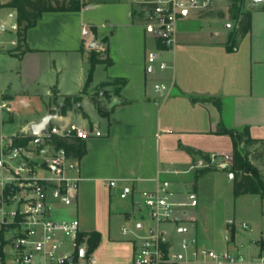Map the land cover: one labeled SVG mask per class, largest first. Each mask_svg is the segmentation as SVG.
<instances>
[{
  "label": "crops",
  "instance_id": "obj_1",
  "mask_svg": "<svg viewBox=\"0 0 264 264\" xmlns=\"http://www.w3.org/2000/svg\"><path fill=\"white\" fill-rule=\"evenodd\" d=\"M8 1H1L0 7L8 16H17V9L5 4ZM85 2L79 10L43 11L36 24L27 29L30 50H19L12 39L6 46L7 40L0 38V149L14 137L28 134L29 124L52 112L64 95H81L90 63L79 92H63L60 84L56 86L62 72L57 56L62 55L61 62L68 63L70 57L81 54L84 65L88 53L94 50L90 44L95 39L101 43L96 50L108 48L106 54L113 63L96 65L88 93L82 94L75 105H81L89 117L71 109L59 120L74 121L69 113H78L81 121L77 123L99 129L102 134L85 140L78 197L72 205L56 209L60 211L57 216L54 211V216L77 217L81 231H98L101 240L95 254L102 264H130L135 242L156 229L165 230L169 245L177 251H181L182 238L196 236L200 244L241 253L247 259L245 264H259L264 249L257 241L264 238V228L245 245L236 238L232 218L225 220L227 232L221 239L202 215L204 198L211 188L219 187V181L227 182L233 191L232 172L201 170L209 164L202 153L211 156L233 152L231 135L218 132L222 127L242 129L249 125L253 137L264 139V8L250 9L251 29L240 38L236 50L227 49V34L221 36L214 30L213 23L221 20L217 15L199 16L197 9L180 15L176 44L164 52L170 66L150 72L146 53L157 42L145 29L150 5L147 0ZM14 25L17 21L11 24L16 29ZM85 26L87 34L83 33ZM99 69L103 74L97 79ZM45 71L56 73L58 78L48 81L44 93L29 82ZM117 77L125 82H111ZM166 78L174 85L170 94L163 96L152 83ZM99 83L106 84L105 90L114 94L106 105L108 116H102L95 104L92 110L84 105L87 98L92 101L90 95ZM113 99L118 101L111 106ZM20 106L33 109L22 117ZM16 115H20L17 121ZM14 122L15 128L5 131L6 125ZM180 143L195 151L190 153ZM262 150V157L250 159L264 178V145ZM161 179H169L181 197L192 193L197 199L181 221L157 223L141 209V191L154 189ZM249 195L254 196L259 217L264 219V198L259 193L234 198L250 199ZM132 220H136L134 227L128 225ZM177 264L219 263L188 257Z\"/></svg>",
  "mask_w": 264,
  "mask_h": 264
},
{
  "label": "built area",
  "instance_id": "obj_2",
  "mask_svg": "<svg viewBox=\"0 0 264 264\" xmlns=\"http://www.w3.org/2000/svg\"><path fill=\"white\" fill-rule=\"evenodd\" d=\"M212 1L147 0L150 5L145 13V29L157 42L146 53L150 72H156L154 66L161 71L170 66L164 52L176 44L180 15L191 9H205ZM88 32L85 26L83 33ZM11 42L17 45L18 39ZM173 85L169 78L153 81L154 90L163 96L170 94ZM60 116L39 134L31 133L28 127L31 139L27 143L14 144L12 140L0 149V228L5 226L6 231H12L9 242L13 246L12 264H102L95 251L87 253L86 244H78L79 219L54 216L56 209L76 201L81 174L80 159L53 140L55 137L86 140L102 132L76 121L62 123ZM39 137L41 141L37 142ZM232 161L233 154L215 153L210 156L209 164L221 167ZM141 195L140 204L157 223L181 221L187 209L197 204L192 193L181 197L169 179H161L154 189H144ZM242 224L248 227L246 222ZM179 245L181 251L175 250L169 245L165 230H153L135 242L130 264H165L188 257L210 259L219 264L247 262L243 254L200 244L196 236L182 238ZM82 249H85L83 255ZM259 260V264H264V255Z\"/></svg>",
  "mask_w": 264,
  "mask_h": 264
},
{
  "label": "trees",
  "instance_id": "obj_3",
  "mask_svg": "<svg viewBox=\"0 0 264 264\" xmlns=\"http://www.w3.org/2000/svg\"><path fill=\"white\" fill-rule=\"evenodd\" d=\"M85 0H9L5 4L17 9V39L18 49L21 51L30 50L27 44V29L36 24L39 16L43 11H63V10H79ZM212 14L208 10H199V16H205ZM218 17H222V11L217 12ZM252 25V13L250 9H246L240 12L237 18V28L233 35L229 37L227 49L236 50L239 45V40L250 29ZM107 39H105L106 41ZM108 48L104 51H99L94 48L92 55L89 59L90 68L87 75L86 84L81 90V95L78 94H66L62 103H57V109H52V112L58 111L59 114H67L68 110L78 109L84 117H89L88 113L81 105L75 106L76 103L81 101L82 94L88 93L87 89L91 83L95 67L98 63H104L110 65L113 63L112 58L106 54ZM111 82L122 85L125 82L124 78H113ZM110 94L108 91H99L92 93L91 100L95 104L96 108L102 116H108L110 109L103 104L100 97H108ZM100 96V97H99ZM218 132H224L231 135L233 140V161L228 165L218 167L216 165L208 164L201 172L210 170H225L233 173V192L235 196L245 193H259L264 196V178L257 171V167L251 163L249 155L252 153L255 157H262L263 155V138H256L251 135L250 126L245 125L242 129L226 128L222 127ZM31 139L29 134H22L18 137H14V144H25ZM58 145H63L72 152L79 159L85 152V140L77 137L65 138L55 137L53 139ZM180 146L184 147L190 153H193L195 149L191 146H184L180 143ZM202 157L210 160V154L202 153ZM198 173V171H197ZM198 176V174H196ZM6 227L0 228V264H4L6 260V252L4 246L7 241L4 238ZM101 240V234L96 231H80L78 234L77 242L86 244L87 253L95 251ZM261 249H264V238L257 241ZM168 245V244H167ZM165 264H177V262H168Z\"/></svg>",
  "mask_w": 264,
  "mask_h": 264
},
{
  "label": "rangeland",
  "instance_id": "obj_4",
  "mask_svg": "<svg viewBox=\"0 0 264 264\" xmlns=\"http://www.w3.org/2000/svg\"><path fill=\"white\" fill-rule=\"evenodd\" d=\"M1 1L5 2L8 0H0V4H2ZM251 8L263 9L264 2L251 4V0H213L212 4L209 7L198 10H208L212 12L213 15H217V12L222 11V17H220L221 20H216V22L213 23L216 26L214 30H217L221 36H225L227 34L230 37L231 35H233L234 31L237 28V18L240 12ZM16 18V15L14 17L8 16L7 10L0 7V38L7 40L6 46H10L11 44L9 41L11 39H16L17 37L16 29L11 26L12 23L16 22ZM2 25H4V27H2ZM100 46L101 43L98 47L95 48H100ZM92 52L93 50H90V52L88 53V61L92 55ZM61 58L62 55L57 56L58 66L62 67V72L58 75L60 83L56 81V86L60 84L59 86L63 92H79V89L81 87V79L82 76H85V69L89 65V62L85 61L83 65V57L81 54H78V56H73V58L70 57L68 63H66V61L62 63ZM154 68L155 71L158 70L157 66H154ZM102 74V70L99 69L98 74L96 75L97 79L102 78ZM58 76L56 77V73L54 72L45 71L41 74L40 77L38 76L39 79H37L36 81L32 80V82L29 83H32L34 87H39L40 90L45 93L49 86L48 81L53 78L55 79V77L58 78ZM105 86L106 84L99 83L95 86L93 91H106ZM113 96L114 94H110L108 97H101V100L103 99L102 102L107 105L110 101L109 97ZM84 105L86 108L92 110L94 103L87 98ZM54 107L55 109L57 108V106ZM20 108V115L22 117H24L33 109L32 107L22 108V106H20ZM20 115H16L15 121L19 120ZM69 116L71 120H74L76 122L81 121V117L80 115H78V113H69ZM15 126V122L9 126L6 125L5 131L11 132L15 128ZM254 156L255 155L251 153L249 155V159L251 158L254 160H258L255 159ZM251 163L254 164L252 161ZM254 165L256 166V164ZM256 167L257 171L262 175L261 169L258 166ZM219 183V187H217L216 189L211 188L209 195L204 198L202 215L204 218H208L221 239H223L224 234L227 232L224 224L225 220L232 218V220H234L236 238L242 241L243 244L247 245L250 243L251 238L264 228V219L259 217L258 206L256 204V201L253 200L254 196L249 195L250 199H247L245 195L244 197L237 198L235 200L232 188H229V184L227 182L223 184L222 180L219 181ZM262 197L264 198V196ZM141 209L145 210L143 205H141ZM59 211L60 210L56 211V216ZM143 213L145 214L144 211ZM243 221L247 223L248 227H244L242 225ZM135 223L136 220H132L128 225L134 227ZM144 223H146V220H144ZM11 237L12 231H5L4 238L7 243L4 246V250L6 252V260L4 264H12L13 246L9 244L12 239ZM246 255L250 257L248 253H246Z\"/></svg>",
  "mask_w": 264,
  "mask_h": 264
},
{
  "label": "water",
  "instance_id": "obj_5",
  "mask_svg": "<svg viewBox=\"0 0 264 264\" xmlns=\"http://www.w3.org/2000/svg\"><path fill=\"white\" fill-rule=\"evenodd\" d=\"M264 2V0H251V4H258ZM99 42H97L95 39L91 42L90 47L91 48H95L99 46ZM118 100L117 99H113V101L111 102V106L114 105ZM59 112L55 111V112H48L46 114H44L43 116H41L39 119H35L34 121H32L29 124V131L33 134H39L42 131H46V126L54 119H56L59 116ZM41 138L39 137L37 139V142H40ZM233 175V173H232ZM85 249H82L81 253L83 255Z\"/></svg>",
  "mask_w": 264,
  "mask_h": 264
}]
</instances>
